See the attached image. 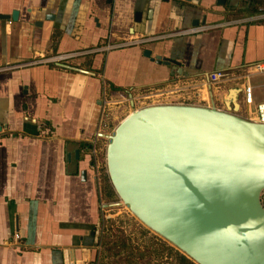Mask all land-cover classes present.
<instances>
[{"label": "crops", "instance_id": "obj_1", "mask_svg": "<svg viewBox=\"0 0 264 264\" xmlns=\"http://www.w3.org/2000/svg\"><path fill=\"white\" fill-rule=\"evenodd\" d=\"M250 1L0 0V264L89 263L101 221L95 156L106 96L166 86L172 102L208 105L210 72L264 61V20L232 16ZM130 36L154 40L106 47ZM144 49L178 61L181 73ZM78 51L61 64H32ZM260 75L251 79L257 100ZM236 93L223 103L213 93L215 104L229 108Z\"/></svg>", "mask_w": 264, "mask_h": 264}, {"label": "water", "instance_id": "obj_2", "mask_svg": "<svg viewBox=\"0 0 264 264\" xmlns=\"http://www.w3.org/2000/svg\"><path fill=\"white\" fill-rule=\"evenodd\" d=\"M208 93V105L132 108L103 135L115 204L197 264H264V123L235 113L236 96L221 109Z\"/></svg>", "mask_w": 264, "mask_h": 264}, {"label": "rangeland", "instance_id": "obj_3", "mask_svg": "<svg viewBox=\"0 0 264 264\" xmlns=\"http://www.w3.org/2000/svg\"><path fill=\"white\" fill-rule=\"evenodd\" d=\"M256 79L264 82V75H260ZM168 90L169 89L166 86H151L142 89L128 90V92L118 91L108 94L106 96L107 101L110 103L108 105V112L111 119H113L114 121L111 131L127 114L130 113L132 108H140L150 104L175 103L172 102L173 94L169 93ZM194 91L195 88L191 87L186 90H181L180 92H187L192 94ZM187 101H193V99ZM216 106L218 107V105ZM234 112L244 117L245 113L243 109H240V107L237 110H234ZM106 144L107 139L100 140L95 156L98 172L96 174V183L98 186L100 198V213L101 219H103V225L105 230L104 241L109 240L113 244L114 241L117 240L116 243L120 244V239L131 237V239L135 240V242L138 243L131 244L132 246L128 248H136V250H134V254L132 255L134 257L133 264H148L147 259H145V257L141 254L142 251L139 247L141 246V242L137 239L138 237L136 235L137 230L141 228V222L131 213V211L126 206L122 204H115L119 201V197L116 193L113 194L111 198L106 196V192L108 191V189L110 190V186H112L107 174L105 164ZM262 200L264 202V197H262ZM118 246L120 247V245ZM121 253L118 251V253L116 254H111L110 251H107V255L109 256H107V258L104 260L105 264H121ZM192 264L197 263L192 261Z\"/></svg>", "mask_w": 264, "mask_h": 264}, {"label": "built area", "instance_id": "obj_4", "mask_svg": "<svg viewBox=\"0 0 264 264\" xmlns=\"http://www.w3.org/2000/svg\"><path fill=\"white\" fill-rule=\"evenodd\" d=\"M152 1V0H151ZM241 22H254L264 20V6L260 7L259 10L246 17L239 19ZM233 23V22H230ZM200 30L198 27H193L184 30V33H194ZM154 40V37L147 36H130L128 38H121L118 43L108 44L106 47H125L132 45H142ZM83 52H70L60 53L57 55L50 56L48 58H40L39 60L33 61L35 63H63L69 59H73L77 56L82 55ZM264 74V61L257 62L249 65L244 69L242 73H236L234 70H215L208 74L206 80H204L205 89L209 87L214 93V97L220 98L219 100L223 103L225 96L230 94L233 89L237 90L236 100L240 107L244 111V118L264 123V98L257 100L255 96V86L252 84V76ZM181 91L182 89H178ZM176 90V91H178ZM169 93L175 92L174 90H168ZM217 94V95H215ZM149 97V96H145ZM110 103L105 99L101 109L99 131L102 135L109 134L113 127V119H111L108 112V105ZM224 106V105H223ZM220 108V107H219ZM225 108V106L223 107ZM98 173V172H97ZM264 197V193L262 194ZM263 206L264 202L262 200ZM16 239L19 237L18 234L14 236Z\"/></svg>", "mask_w": 264, "mask_h": 264}, {"label": "flooded vegetation", "instance_id": "obj_5", "mask_svg": "<svg viewBox=\"0 0 264 264\" xmlns=\"http://www.w3.org/2000/svg\"><path fill=\"white\" fill-rule=\"evenodd\" d=\"M141 228L137 230V239L141 242L140 250L141 254L147 259L148 264H192V261L186 254L176 248L165 238L161 237L157 233L150 230L143 223ZM105 230L103 225V219L100 221L99 231L97 232L96 241L91 248V257L88 264H105L104 260L107 258V251L111 254H116L118 251L120 254L121 264H133L134 250L136 248L131 247V244H138L131 237L120 239L121 243L117 244L109 242V246L106 247ZM131 242V243H128ZM120 245V247L118 246ZM143 257V258H144Z\"/></svg>", "mask_w": 264, "mask_h": 264}, {"label": "trees", "instance_id": "obj_6", "mask_svg": "<svg viewBox=\"0 0 264 264\" xmlns=\"http://www.w3.org/2000/svg\"><path fill=\"white\" fill-rule=\"evenodd\" d=\"M245 5L242 9H239L237 12L233 13L232 16H248V15H252L254 13H256L260 7L264 6V0H251L249 2V4L247 5V3L245 2ZM111 88L113 90H116L114 88V86H111ZM113 194H115L112 186H110V190L108 189V191L106 192V196H108L109 198H111L113 196ZM109 240L105 241V245L106 247L109 246Z\"/></svg>", "mask_w": 264, "mask_h": 264}, {"label": "bare ground", "instance_id": "obj_7", "mask_svg": "<svg viewBox=\"0 0 264 264\" xmlns=\"http://www.w3.org/2000/svg\"><path fill=\"white\" fill-rule=\"evenodd\" d=\"M231 94H232V96H234V95H235V91H232V93H231ZM229 99H231V98H230V97H228V98H227V101H228ZM236 107H237V106H236ZM236 107H235V109H234V110H237V109L239 108V107H237V108H236ZM124 206H125V205H124Z\"/></svg>", "mask_w": 264, "mask_h": 264}]
</instances>
